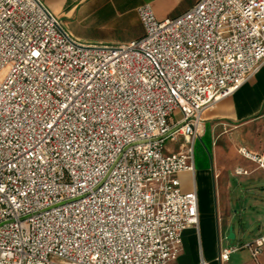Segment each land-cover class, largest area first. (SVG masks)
I'll use <instances>...</instances> for the list:
<instances>
[{"label": "built area", "instance_id": "built-area-1", "mask_svg": "<svg viewBox=\"0 0 264 264\" xmlns=\"http://www.w3.org/2000/svg\"><path fill=\"white\" fill-rule=\"evenodd\" d=\"M137 13L140 38L86 44L42 0H0V264H177L199 221L178 174L205 111L264 65V0Z\"/></svg>", "mask_w": 264, "mask_h": 264}, {"label": "crops", "instance_id": "crops-1", "mask_svg": "<svg viewBox=\"0 0 264 264\" xmlns=\"http://www.w3.org/2000/svg\"><path fill=\"white\" fill-rule=\"evenodd\" d=\"M198 0H42L78 41L86 44H125L143 35L137 7L148 3L158 19L181 14ZM264 65L235 92L205 111L201 131L193 142V171L178 174L182 191L193 188L198 196L199 221L182 233V249L177 264H196L204 259L211 264H229L217 260L227 244L230 212L231 178L264 171L249 158L226 151L231 141L262 158L264 163ZM207 143L202 146L199 143ZM183 141V140H182ZM184 142L181 144L183 146ZM180 147V148H181ZM178 148V150L180 149ZM246 171L237 174L236 168ZM252 210L258 204L250 205ZM264 208V207H263ZM258 212V211H257ZM233 230V229H232ZM234 233V232H233ZM264 234L258 231L249 239ZM235 238V234H234ZM248 241V242H249ZM264 264V246L258 257ZM234 264H255L245 257Z\"/></svg>", "mask_w": 264, "mask_h": 264}, {"label": "rangeland", "instance_id": "rangeland-1", "mask_svg": "<svg viewBox=\"0 0 264 264\" xmlns=\"http://www.w3.org/2000/svg\"><path fill=\"white\" fill-rule=\"evenodd\" d=\"M264 133V132H263ZM183 143L182 138L177 140L168 139L164 143V152L177 151ZM199 143L202 146L205 142L199 139ZM233 151L236 156H242V152L254 153L240 142L231 141L230 145L226 148V151ZM246 158V157H245ZM251 160V159H250ZM253 161L258 167L259 163ZM263 168V167H261ZM240 173H246L242 168H236ZM231 203L230 212L233 218L229 224L232 226V231L235 234V238L226 239L229 246H239L246 244L253 234L264 231V171L260 170L250 175L233 176L231 178ZM258 204L259 208L252 210L250 205ZM229 228V227H228ZM245 257L251 258V255L247 248H239L237 251L231 253L229 264L242 261Z\"/></svg>", "mask_w": 264, "mask_h": 264}, {"label": "water", "instance_id": "water-1", "mask_svg": "<svg viewBox=\"0 0 264 264\" xmlns=\"http://www.w3.org/2000/svg\"><path fill=\"white\" fill-rule=\"evenodd\" d=\"M227 238L228 239H233L234 238V233L232 231V226H229Z\"/></svg>", "mask_w": 264, "mask_h": 264}, {"label": "bare ground", "instance_id": "bare-ground-1", "mask_svg": "<svg viewBox=\"0 0 264 264\" xmlns=\"http://www.w3.org/2000/svg\"><path fill=\"white\" fill-rule=\"evenodd\" d=\"M243 151V150H242Z\"/></svg>", "mask_w": 264, "mask_h": 264}]
</instances>
